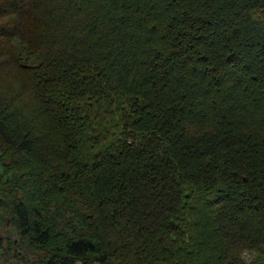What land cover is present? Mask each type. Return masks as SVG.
<instances>
[{
  "label": "trees",
  "instance_id": "trees-1",
  "mask_svg": "<svg viewBox=\"0 0 264 264\" xmlns=\"http://www.w3.org/2000/svg\"><path fill=\"white\" fill-rule=\"evenodd\" d=\"M0 167L9 264H264V0H0Z\"/></svg>",
  "mask_w": 264,
  "mask_h": 264
},
{
  "label": "rangeland",
  "instance_id": "rangeland-1",
  "mask_svg": "<svg viewBox=\"0 0 264 264\" xmlns=\"http://www.w3.org/2000/svg\"><path fill=\"white\" fill-rule=\"evenodd\" d=\"M0 171H2V168L1 167H0ZM12 235H13L14 238L17 237L16 232L14 230L12 232ZM246 258H247L248 261H250L253 258V255L247 254L246 255ZM11 262H12V260L11 261L10 260L5 261V258L0 254V264H9ZM14 262L15 261H13V264H14Z\"/></svg>",
  "mask_w": 264,
  "mask_h": 264
}]
</instances>
